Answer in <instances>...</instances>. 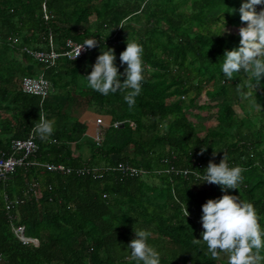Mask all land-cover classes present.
Segmentation results:
<instances>
[{"label": "trees", "instance_id": "16d2710c", "mask_svg": "<svg viewBox=\"0 0 264 264\" xmlns=\"http://www.w3.org/2000/svg\"><path fill=\"white\" fill-rule=\"evenodd\" d=\"M243 2L0 0V153L10 154L12 141L33 131L41 111L55 131L45 140L35 135L30 158L71 168L20 165L0 178V264H137L127 247L134 228L151 232L161 264H227L223 253L213 260L203 241L193 244L202 239V205L224 194L193 172L203 177L209 161L218 164L224 154L230 167L244 169L239 189L228 193L251 201L264 228V78L257 83L241 71L227 81L221 70L224 51L239 46L246 26ZM224 23L230 31L216 35ZM93 37L96 47L77 58L61 54L50 65L23 48L47 51L52 43L61 52L68 38ZM127 38L143 46L145 69L131 108L125 92L103 95L86 78L106 47L124 73ZM42 72L51 84L47 95L24 92L22 77ZM249 82L252 96L243 98L236 88ZM84 110L110 118L100 142L87 134ZM119 162L145 172L122 175L113 168ZM83 165L98 166L100 175L78 174ZM16 225L38 244L23 243Z\"/></svg>", "mask_w": 264, "mask_h": 264}, {"label": "clouds", "instance_id": "9594fccd", "mask_svg": "<svg viewBox=\"0 0 264 264\" xmlns=\"http://www.w3.org/2000/svg\"><path fill=\"white\" fill-rule=\"evenodd\" d=\"M262 4L264 0H244L239 8L240 20L246 26L239 28V46L224 51L221 70L227 81L233 80L234 74L241 71L249 74L250 79L255 78L257 83L264 78V8L257 11V6ZM231 12L234 13L235 9ZM227 31L230 30L225 28L224 23L222 30L216 35ZM126 44L125 50L120 53L121 64L127 65L124 73L119 72L115 63V50L106 47L101 48V54L86 78L89 87L103 95L125 92L124 100L131 108L135 105V98L141 93L145 69L143 46L134 38H127ZM96 46L95 37L86 39L76 47L75 58L82 51ZM121 75L126 77L123 81L120 79ZM252 87L249 82L243 87L237 86L236 91L243 98H250ZM33 131L41 140H45L55 131L54 121L46 118L40 111ZM216 152L213 151V156ZM243 171L240 166L230 167L228 157L224 154L218 164L209 161L203 177L193 172L202 182L220 186L224 193L222 197L208 199L202 205V239L194 238L193 244L203 241L213 260L220 259L223 253L227 256V264H261L264 261V256L261 255L264 251V228L259 223L257 210L251 201L228 193V189H239ZM182 207L184 216L188 217L190 213L187 204ZM134 232L135 238L127 246L131 250V259L137 264H161L160 253L148 243L151 232L138 228H134Z\"/></svg>", "mask_w": 264, "mask_h": 264}, {"label": "built area", "instance_id": "2783aa9c", "mask_svg": "<svg viewBox=\"0 0 264 264\" xmlns=\"http://www.w3.org/2000/svg\"><path fill=\"white\" fill-rule=\"evenodd\" d=\"M11 41L16 42V39L13 38ZM81 44L83 43L76 42L71 38H68L65 41V45H64L65 48L61 52L52 48L51 47L52 43L50 45V50L47 51L37 50L30 47L28 48L25 46L23 48L37 60L50 65L53 64L55 62V59L61 54H64L69 58H75V49L77 46ZM88 50L82 51L80 56L85 52H87ZM50 85L51 84L49 80L44 76L43 72L34 76L24 75L21 79V87L24 92L30 94H36L41 97H45L47 95ZM94 137L98 142L102 140L101 127L100 128L98 127V130L95 133ZM37 150H38V142L35 139V134L33 131L25 138L14 139L12 141V152L10 154H7L5 152L0 153V178L3 179L6 178L20 165H35L45 168L47 170H55V171H63V172L71 171V168L63 163L40 162L30 158L32 155L35 154ZM16 152H18L19 155H17ZM113 168L114 169L116 168L122 175L125 176H136L145 172L143 168L126 164L124 162H119L118 164L113 166ZM98 170H99L98 166L83 165L77 169V173L87 174L93 172L94 176L98 177L100 175ZM11 203H12L11 200H8L5 203L7 209H9L12 206ZM12 228L15 234L19 237V239L23 243L32 242L35 245L38 244L35 238L25 235L24 226L16 225V226H12Z\"/></svg>", "mask_w": 264, "mask_h": 264}, {"label": "rangeland", "instance_id": "374dc122", "mask_svg": "<svg viewBox=\"0 0 264 264\" xmlns=\"http://www.w3.org/2000/svg\"><path fill=\"white\" fill-rule=\"evenodd\" d=\"M258 6H260V10L262 9L261 8V5H258ZM84 116V117H83ZM93 116V117H92ZM100 116H102V115H100L99 113H96V112H94V111H91V110H84V111H82L81 113H80V118H89V119H92V118H97V117H100ZM102 118L104 119H106V120H108V118L109 117H107V116H102ZM195 120H197V121H199V120H203V118H197V117H193ZM90 127L89 128H87V134H90V135H92V136H94L95 135V133L97 132V130H98V127L100 128H102L104 125H103V123H99V122H96V120H95V122L93 123V122H91V124L89 125ZM84 148H85V154H84V156H83V158H87L88 156H89V154H90V151H88V148L86 147V145H84ZM76 152V151H75ZM223 257L224 258H227V256L224 254L223 255ZM223 258V259H224Z\"/></svg>", "mask_w": 264, "mask_h": 264}, {"label": "crops", "instance_id": "0c3cea01", "mask_svg": "<svg viewBox=\"0 0 264 264\" xmlns=\"http://www.w3.org/2000/svg\"><path fill=\"white\" fill-rule=\"evenodd\" d=\"M102 116H104V115H102ZM102 116H100V117H97L96 119L95 118H92V119H89V118H81L82 120H85L86 122H87V125H88V128L90 127L89 125L91 124V122H95V120H96V122H99V123H103V125L104 126H107L108 125V123H110V118H108V120H106L105 118L103 119L102 118ZM106 116V115H105ZM93 117V116H92Z\"/></svg>", "mask_w": 264, "mask_h": 264}]
</instances>
